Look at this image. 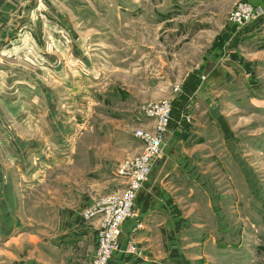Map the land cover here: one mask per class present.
I'll use <instances>...</instances> for the list:
<instances>
[{"label":"rangeland","instance_id":"rangeland-1","mask_svg":"<svg viewBox=\"0 0 264 264\" xmlns=\"http://www.w3.org/2000/svg\"><path fill=\"white\" fill-rule=\"evenodd\" d=\"M51 6L69 39L70 74L58 110L65 128L55 132L58 139L67 132L69 146L64 155L54 150L27 161L20 174L7 172L11 202L0 206V231L16 238L0 247V264H83L95 254L98 225L82 212L124 190L118 167L142 149L135 135L146 125L139 108L164 99L173 107L184 103L172 115L161 155L181 168L169 217L178 264H264V0ZM241 6L255 17L235 22ZM190 76L197 90L184 101ZM125 223L120 251L142 259L139 222ZM132 239L139 256L125 251Z\"/></svg>","mask_w":264,"mask_h":264},{"label":"crops","instance_id":"crops-1","mask_svg":"<svg viewBox=\"0 0 264 264\" xmlns=\"http://www.w3.org/2000/svg\"><path fill=\"white\" fill-rule=\"evenodd\" d=\"M51 3L54 0H0V206L11 202L6 196L8 171L20 174L27 170V161L31 165L54 150V155L68 150L67 132L59 139L55 132L65 128L58 110L62 86L70 74L69 39L62 15H53L57 8ZM80 69L83 72L81 67L73 68L74 72ZM164 155L154 164L136 200L135 218L143 228L135 238L143 242L144 257L133 259L119 251L112 264L179 263L180 247L171 240L175 230L169 217L175 216L172 185L181 168L171 166L169 156ZM0 212L2 216L1 207ZM4 234L0 231V247L16 238L14 232L8 239Z\"/></svg>","mask_w":264,"mask_h":264},{"label":"built area","instance_id":"built-area-1","mask_svg":"<svg viewBox=\"0 0 264 264\" xmlns=\"http://www.w3.org/2000/svg\"><path fill=\"white\" fill-rule=\"evenodd\" d=\"M252 13L251 8L241 6L233 13V19L244 23L255 17ZM172 110V103L166 99L140 106L139 112L146 125L136 128L135 135L142 142V149L138 154L123 159L118 167V174L127 180L126 187L100 196L82 212L85 221L98 225L95 254L83 264H112L115 253L122 250L120 235L123 224L135 217L138 193L163 153L165 133L173 120ZM141 228L143 223L139 222L134 231ZM125 251L135 256L141 253L133 239L127 242Z\"/></svg>","mask_w":264,"mask_h":264},{"label":"trees","instance_id":"trees-1","mask_svg":"<svg viewBox=\"0 0 264 264\" xmlns=\"http://www.w3.org/2000/svg\"><path fill=\"white\" fill-rule=\"evenodd\" d=\"M184 88L186 90L187 96H185V94H184L183 97L185 98L184 101H186L188 98V95L192 94L193 92H195L197 90V84L194 81V76H190V78L184 84ZM183 105H184V103H181L179 105H175L173 107V110H172V115L174 116V115L179 114V111L181 110ZM220 121L222 122V126L224 127V129L227 130V125H226L224 119L222 118V119H220Z\"/></svg>","mask_w":264,"mask_h":264}]
</instances>
